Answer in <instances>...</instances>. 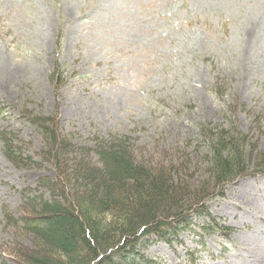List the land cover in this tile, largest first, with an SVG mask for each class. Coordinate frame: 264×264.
<instances>
[{"label": "rangeland", "instance_id": "374dc122", "mask_svg": "<svg viewBox=\"0 0 264 264\" xmlns=\"http://www.w3.org/2000/svg\"><path fill=\"white\" fill-rule=\"evenodd\" d=\"M35 116L56 117L74 144L125 139L151 166L187 159L197 185L210 154L201 126L232 125L264 151V0H0V132L40 161ZM43 176L50 165L14 167L0 139V263L14 264L5 244L34 241L5 227L3 209L20 215L21 190ZM207 206L213 221H195L232 228L225 238L196 226L202 244L184 231L183 243L152 242L145 255L190 264L196 249V264H264V175Z\"/></svg>", "mask_w": 264, "mask_h": 264}, {"label": "trees", "instance_id": "16d2710c", "mask_svg": "<svg viewBox=\"0 0 264 264\" xmlns=\"http://www.w3.org/2000/svg\"><path fill=\"white\" fill-rule=\"evenodd\" d=\"M62 74L63 70L56 72V79L61 80ZM55 119H29L42 138L40 161L24 155L13 135L0 132L4 155L14 167L47 164L54 173L40 177L34 188L21 190L20 215L3 209L6 228L34 237L31 248L21 246L18 239L2 247L14 264H83L84 259L89 264H162L160 258L145 255L149 243L181 244L179 234L190 231L202 244L196 226L225 238L232 228L195 219L211 223L207 206L211 199L223 197L227 185L239 178L264 175V151L257 139L232 125L201 126L210 154L201 160L206 164L202 178L191 186L187 159L144 164L131 154L129 141L117 137H95L90 146L74 144L69 135L60 133ZM253 122L260 132L259 117ZM189 250L190 264H196L197 251Z\"/></svg>", "mask_w": 264, "mask_h": 264}]
</instances>
